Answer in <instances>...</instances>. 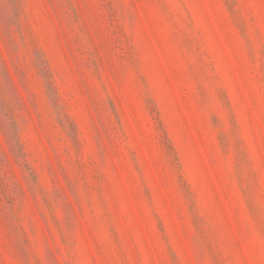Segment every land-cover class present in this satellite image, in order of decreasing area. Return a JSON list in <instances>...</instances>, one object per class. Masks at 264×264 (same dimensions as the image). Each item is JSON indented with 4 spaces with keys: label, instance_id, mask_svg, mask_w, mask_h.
<instances>
[{
    "label": "rangeland",
    "instance_id": "374dc122",
    "mask_svg": "<svg viewBox=\"0 0 264 264\" xmlns=\"http://www.w3.org/2000/svg\"><path fill=\"white\" fill-rule=\"evenodd\" d=\"M0 264H264V0H0Z\"/></svg>",
    "mask_w": 264,
    "mask_h": 264
}]
</instances>
